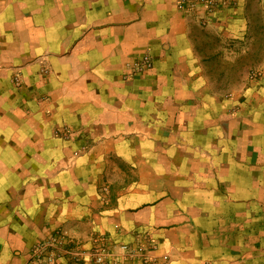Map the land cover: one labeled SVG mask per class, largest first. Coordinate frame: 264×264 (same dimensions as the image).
Returning <instances> with one entry per match:
<instances>
[{
	"label": "crops",
	"instance_id": "1",
	"mask_svg": "<svg viewBox=\"0 0 264 264\" xmlns=\"http://www.w3.org/2000/svg\"><path fill=\"white\" fill-rule=\"evenodd\" d=\"M96 234L264 264V0H0V264Z\"/></svg>",
	"mask_w": 264,
	"mask_h": 264
},
{
	"label": "built area",
	"instance_id": "2",
	"mask_svg": "<svg viewBox=\"0 0 264 264\" xmlns=\"http://www.w3.org/2000/svg\"><path fill=\"white\" fill-rule=\"evenodd\" d=\"M177 5L180 9H196V7H202L204 11H207L213 0H176ZM150 59L145 55L143 58L136 63L133 67H127L128 70H137L145 66H149ZM60 239L49 237L47 241L39 244L33 250V257L40 264L49 263L50 259L63 252L67 246L65 237L63 235L58 236ZM57 245H56V244ZM55 247L54 248H52ZM150 241H147L144 244H141L137 251H143L146 247H151ZM122 251L115 253L113 251V245L110 244L109 237L103 234L93 235L92 246L89 250V260L87 264H132L134 260H143L144 256L137 255L135 257L134 249L128 247L127 245L119 246ZM136 251V252H137ZM78 258H80L83 252H77ZM77 259V258H76ZM45 260V261H44ZM78 260V259H77Z\"/></svg>",
	"mask_w": 264,
	"mask_h": 264
},
{
	"label": "rangeland",
	"instance_id": "3",
	"mask_svg": "<svg viewBox=\"0 0 264 264\" xmlns=\"http://www.w3.org/2000/svg\"><path fill=\"white\" fill-rule=\"evenodd\" d=\"M145 55L150 59V56H149V54L148 53H145ZM144 55V56H145ZM152 61H151V59H150V63H149V66H145V67H143V68H145V69H150L152 66ZM140 69V68H139ZM57 236H59V235H57ZM57 239H60V237H56ZM66 240V243L68 244L69 242H68V240L67 239H65ZM46 241H47V239H46ZM41 244V243H40ZM56 244V243H55ZM57 245V244H56ZM38 246V245H37ZM52 248H54L55 249V247H53L52 246ZM35 249V247L32 249V253H33V250Z\"/></svg>",
	"mask_w": 264,
	"mask_h": 264
}]
</instances>
